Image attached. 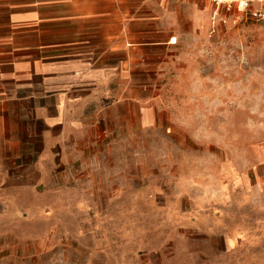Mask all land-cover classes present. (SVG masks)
<instances>
[{"label":"rangeland","instance_id":"rangeland-1","mask_svg":"<svg viewBox=\"0 0 264 264\" xmlns=\"http://www.w3.org/2000/svg\"><path fill=\"white\" fill-rule=\"evenodd\" d=\"M92 12L93 38L57 21ZM77 38L109 49L115 77L76 134L52 124L22 49ZM263 141L264 19L250 9L0 0V264H237L250 185L220 177L250 169Z\"/></svg>","mask_w":264,"mask_h":264},{"label":"crops","instance_id":"crops-1","mask_svg":"<svg viewBox=\"0 0 264 264\" xmlns=\"http://www.w3.org/2000/svg\"><path fill=\"white\" fill-rule=\"evenodd\" d=\"M26 18V23L43 22L31 19L32 16ZM100 18L99 13L92 12L57 21L72 25L80 21L89 22L93 38L95 22ZM88 38L33 44L22 49L23 77L39 80L55 98L57 116L52 124L64 131L70 127L76 128V134L84 125L87 110L92 109V105L108 93L110 82L115 77L112 76V67L107 59L109 49H96ZM103 38L109 40L110 35L104 34ZM227 172L228 175L220 177L221 188L250 185V225L246 230L242 228L247 238H243L242 232L237 229L232 239L238 258L236 263L264 264V141L250 148V169L229 167ZM238 235L241 238L238 239ZM221 258V255L218 258L215 255V262L210 264H222Z\"/></svg>","mask_w":264,"mask_h":264},{"label":"built area","instance_id":"built-area-1","mask_svg":"<svg viewBox=\"0 0 264 264\" xmlns=\"http://www.w3.org/2000/svg\"><path fill=\"white\" fill-rule=\"evenodd\" d=\"M212 1L216 3L217 7L222 5L227 9L237 8L239 11H246L250 9L251 14L253 16L264 19V0H212Z\"/></svg>","mask_w":264,"mask_h":264}]
</instances>
